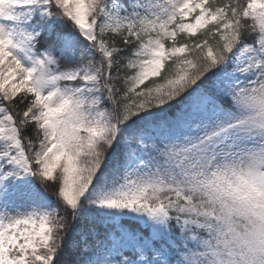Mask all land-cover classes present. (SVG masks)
<instances>
[{
	"label": "snow or ice",
	"instance_id": "6c2138e0",
	"mask_svg": "<svg viewBox=\"0 0 264 264\" xmlns=\"http://www.w3.org/2000/svg\"><path fill=\"white\" fill-rule=\"evenodd\" d=\"M0 264H264V0H0Z\"/></svg>",
	"mask_w": 264,
	"mask_h": 264
}]
</instances>
